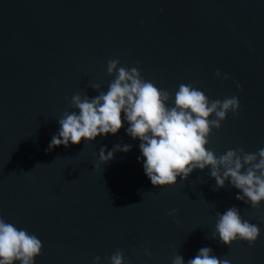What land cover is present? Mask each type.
Here are the masks:
<instances>
[{"label": "water", "instance_id": "95a60500", "mask_svg": "<svg viewBox=\"0 0 264 264\" xmlns=\"http://www.w3.org/2000/svg\"><path fill=\"white\" fill-rule=\"evenodd\" d=\"M109 59L167 89L169 106L180 84L210 100L238 97L206 147L264 148V0H0V217L42 241L35 264H109L118 249L124 264H173L177 254L187 264L202 247L264 264V200H237L230 181L217 189L209 168L153 186L127 122L47 151L59 119L78 111L71 97L107 91ZM116 144L132 147L101 162L100 148ZM233 206L260 228L252 246L213 237L217 212Z\"/></svg>", "mask_w": 264, "mask_h": 264}, {"label": "clouds", "instance_id": "9594fccd", "mask_svg": "<svg viewBox=\"0 0 264 264\" xmlns=\"http://www.w3.org/2000/svg\"><path fill=\"white\" fill-rule=\"evenodd\" d=\"M119 65V59L107 62L108 74L115 75L107 91H100L92 98L78 93L71 97L70 106L78 111L65 112L59 119V132L52 137L47 151L60 145L68 147L70 142L79 144L82 138L94 141L100 135L116 134L127 122V134L140 141L143 168L153 186L174 185L177 177L187 180L193 170L209 168L217 189L230 181L231 186L240 190L237 200L258 207L264 200V148L250 153L237 147L217 156L206 147L213 129L221 128L229 112L237 114L240 110L238 97L210 100L191 84H180L174 104L169 106L167 102L173 99L172 93L143 79L137 67L129 69ZM216 76L228 79L219 69ZM91 87L100 89L99 84ZM131 147L116 144L107 152L106 147H101L99 159L106 163L116 151L127 152ZM177 212L174 208L169 215L175 216ZM217 216L213 237L218 235L221 243L230 246L233 241L243 240L252 246L257 241L259 226L242 219L237 207H230L223 214L217 212ZM42 247V241L35 234L17 229L0 217V264L16 261L35 264ZM145 253L150 255L147 249ZM211 253V248L202 247L187 264H231L229 259H220ZM104 259L109 264H124V253L118 249ZM100 260L99 256L95 257V264H100ZM173 264H185L184 258L177 254Z\"/></svg>", "mask_w": 264, "mask_h": 264}]
</instances>
